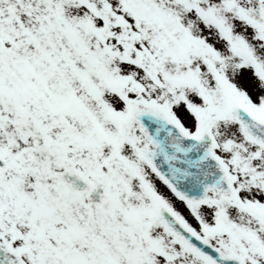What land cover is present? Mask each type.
I'll list each match as a JSON object with an SVG mask.
<instances>
[{
  "label": "snow or ice",
  "instance_id": "snow-or-ice-1",
  "mask_svg": "<svg viewBox=\"0 0 264 264\" xmlns=\"http://www.w3.org/2000/svg\"><path fill=\"white\" fill-rule=\"evenodd\" d=\"M0 264H264V0H0Z\"/></svg>",
  "mask_w": 264,
  "mask_h": 264
}]
</instances>
